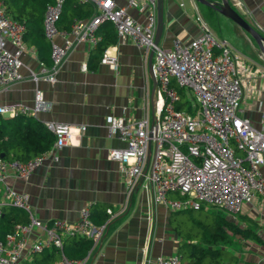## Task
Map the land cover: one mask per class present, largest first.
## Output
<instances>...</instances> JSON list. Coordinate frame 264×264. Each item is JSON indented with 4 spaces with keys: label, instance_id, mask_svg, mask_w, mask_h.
<instances>
[{
    "label": "built area",
    "instance_id": "obj_1",
    "mask_svg": "<svg viewBox=\"0 0 264 264\" xmlns=\"http://www.w3.org/2000/svg\"><path fill=\"white\" fill-rule=\"evenodd\" d=\"M62 1L53 0L43 10L42 28L50 45V64L38 60L40 70L29 69L35 82L32 102L0 104L1 114L21 112L35 116L37 111L49 110L51 102L36 81H53L56 69L73 45L79 40L94 45L100 39L98 25L108 20L118 36L129 37L146 51L152 49L150 71L157 83L152 117L127 119L111 115L106 125L107 135L125 142L122 147H109L107 157L120 162L126 193L144 174L151 188V201L170 209L197 207L203 202L235 213L254 196H264V132L254 128L248 117L237 113L245 77L260 70L252 69L243 54L226 38L215 36L198 16L197 35L187 41L174 36L169 45L155 43L157 0H124L123 4L114 0H87L92 5L91 14L86 18L72 17L67 28L57 26ZM261 1L264 6V0ZM126 7H144V20L131 16ZM22 32L23 24L5 13L0 1L2 87L22 77L20 55L26 48ZM100 60L115 67L116 55L104 51ZM176 86L188 90L193 97L191 111L174 106L178 99ZM43 123L54 134L50 147L22 161L0 157V181L7 168L27 178L46 157L56 160L59 148L71 142V136L79 134L83 127L54 120ZM170 193H176L177 197ZM5 203L25 209L27 219L15 222L0 239V264H18L26 255L44 247L53 245L60 249L62 238L69 234L89 238L90 246L79 258L66 257L60 251L54 264H85L115 214L106 207V218L96 223L90 218L89 207L82 206L73 221L62 217L41 221L31 211L28 193L8 185L4 186L0 206ZM35 228L44 233L43 241H29ZM179 263L176 253L151 260V264Z\"/></svg>",
    "mask_w": 264,
    "mask_h": 264
},
{
    "label": "crops",
    "instance_id": "obj_2",
    "mask_svg": "<svg viewBox=\"0 0 264 264\" xmlns=\"http://www.w3.org/2000/svg\"><path fill=\"white\" fill-rule=\"evenodd\" d=\"M114 1L124 3V0ZM228 2L264 36L261 0ZM126 11L139 21L145 18L144 7H126ZM197 16L203 20L196 0H157V42L169 45L174 36L187 41L197 35L200 32ZM227 18L235 34L245 38L248 48L230 44L245 56L252 69L260 70L245 77L237 113L248 117L254 128L264 132V55L250 33ZM97 33L100 37L104 33L105 38L100 50L95 49L97 42L91 45L79 40L56 69L53 81H36L51 107L37 111L35 117L42 122L54 120L82 125V130L59 148L56 160L46 157L27 178L7 168L0 181V200H3L5 185L26 191L31 211L41 221L53 217L73 221L79 209L88 206L97 208L93 209L96 216L98 212L105 213L101 222L107 216L106 207H110L115 214L108 220L85 264H151L157 256L176 253L179 237L168 223L170 208L151 201V188L144 174L130 193H126L120 162L107 157L109 147H122L125 142L107 135L106 125L111 115H123L127 119L142 115L152 117L157 88L149 67L152 54L149 59V50L135 45L127 36H118L111 23ZM25 47L20 55L22 77L6 87L0 86V104L32 102L35 82L28 72L29 69L40 70L39 59L33 44L26 43ZM104 51L116 55L115 67L101 62ZM144 171L146 173L147 165ZM241 209L255 220V232L261 241L244 239L250 247H246L242 258L236 254L238 261L264 264V196H254L251 202L243 203ZM43 239L44 233L35 228L29 241Z\"/></svg>",
    "mask_w": 264,
    "mask_h": 264
},
{
    "label": "trees",
    "instance_id": "obj_3",
    "mask_svg": "<svg viewBox=\"0 0 264 264\" xmlns=\"http://www.w3.org/2000/svg\"><path fill=\"white\" fill-rule=\"evenodd\" d=\"M5 13L17 19L23 24V41L35 46L36 55L44 64H50V45L43 34L42 16L47 3L53 0H0ZM213 1V0H212ZM92 12V5L87 0H63L61 11L57 19V26L67 28L72 17L86 18ZM111 22L102 21L97 32L102 30ZM105 42L104 33H101L95 49L100 50ZM178 99L174 102L176 108L192 110L190 100L185 95V89L176 86ZM54 134L46 125L34 115L15 112L10 115L0 113V157L8 160H25L30 156L46 150L52 144ZM205 204L200 202L197 207L186 206L170 209V215L176 212L190 213L192 225L197 228V239L189 237L177 242L176 254L180 257L179 264H254L250 260L238 261L237 256L231 253L224 246L231 240V237L252 239L261 241L255 232V220L240 210L241 223L237 218H230L217 210L207 211L205 218H198L192 215L193 210H205ZM214 205V204H212ZM0 239L11 231L15 222H24L27 219L25 209L10 203L0 206ZM97 210V208H93ZM93 209H90V218L94 222H100L105 213L98 212L97 216ZM245 221L252 223L250 226ZM90 240L78 234H69L62 238L61 248L56 246L44 247L39 251L32 252L18 264H54L61 251L66 257L79 258L89 248ZM228 259L226 258V254ZM231 259H234L231 261Z\"/></svg>",
    "mask_w": 264,
    "mask_h": 264
},
{
    "label": "rangeland",
    "instance_id": "obj_4",
    "mask_svg": "<svg viewBox=\"0 0 264 264\" xmlns=\"http://www.w3.org/2000/svg\"><path fill=\"white\" fill-rule=\"evenodd\" d=\"M197 1V0H196ZM197 4L199 6V12L201 16L203 17V20L208 25V27L211 29V31L214 33L215 36H224L226 39L238 46V48L247 49L248 44L245 43L244 37L238 34H235V31L230 27L229 22L230 21L227 16L223 15L219 11H217L215 8L197 1ZM226 21V22H225ZM228 23V24H227ZM233 23V22H232ZM185 95L188 97V99L191 101L192 96L189 94L188 90H185ZM170 196H176L177 194L170 193ZM205 210H193L192 215L196 216L198 218H205L206 212L217 210L218 206L212 205V204H205ZM221 208V207H219ZM223 209V208H222ZM222 213H224L226 216L230 218H237V220L241 223L243 221L238 213H232L230 211H227L225 209L220 210ZM243 210L241 209V212ZM168 223L171 225L172 228H174V231L178 235L179 239H186L190 238L193 240L197 239V228L192 225L191 219H190V213L188 212H176L172 213L169 216ZM244 223L253 226L252 223H249L248 221H245ZM257 231V228H256ZM259 231V230H258ZM224 246L226 249H228L233 254H238L239 257H243L246 253V247L249 246V243L245 241L244 239L240 237H231V240L229 242L225 243ZM228 254H226V258L228 259ZM238 259V258H237ZM234 263V259H231Z\"/></svg>",
    "mask_w": 264,
    "mask_h": 264
},
{
    "label": "water",
    "instance_id": "obj_5",
    "mask_svg": "<svg viewBox=\"0 0 264 264\" xmlns=\"http://www.w3.org/2000/svg\"><path fill=\"white\" fill-rule=\"evenodd\" d=\"M199 2L205 3L211 7H214L216 10H218L223 15L229 17L231 20L236 22L242 29L246 30L250 35L253 37L255 42L257 43L259 49L262 51L264 55V36L259 33L247 20H245L240 13L231 6V4L228 2V0H221L220 2L212 1V0H197ZM159 34L158 29V19H157V25H156V32L154 37V42H157ZM152 54V49L149 50V59ZM151 68V62L150 66Z\"/></svg>",
    "mask_w": 264,
    "mask_h": 264
}]
</instances>
